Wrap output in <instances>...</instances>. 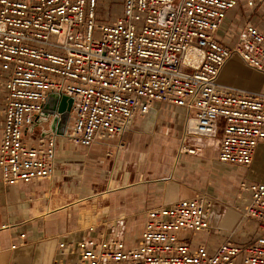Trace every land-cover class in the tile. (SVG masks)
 <instances>
[{
    "label": "built area",
    "instance_id": "built-area-1",
    "mask_svg": "<svg viewBox=\"0 0 264 264\" xmlns=\"http://www.w3.org/2000/svg\"><path fill=\"white\" fill-rule=\"evenodd\" d=\"M120 15L97 24V0H0V177L3 185L52 180L58 138L88 149L104 143L106 157L153 104L183 112L177 157L193 155L194 139L217 131L218 162L248 167L264 144V92L218 83L233 57L264 71V33L252 15L264 0H120ZM240 3V27L218 32ZM50 94L72 99L62 136L31 138L30 127ZM240 220L257 236L244 246L225 239L210 248L212 200L205 194L145 212L136 243L92 235L60 239L51 264H264V181L241 182ZM121 220V219H120ZM23 239L24 235L20 234ZM12 245L10 248L15 249Z\"/></svg>",
    "mask_w": 264,
    "mask_h": 264
},
{
    "label": "crops",
    "instance_id": "crops-1",
    "mask_svg": "<svg viewBox=\"0 0 264 264\" xmlns=\"http://www.w3.org/2000/svg\"><path fill=\"white\" fill-rule=\"evenodd\" d=\"M258 12V17L255 18L254 15ZM255 14L252 15V21L260 29L262 25L259 18L264 19V5ZM239 21L227 16L226 22L222 26L223 31L218 32V37H223L226 29L237 27L235 24H240ZM218 83L225 87L249 92H264V71L261 73L254 71L239 58L233 57L220 70ZM156 109L174 111L172 114L174 117H169V121L177 125V137L179 138L183 112L165 104H153L147 114L135 118L131 127L147 125V121L140 122L142 125H136V122L144 117L147 120L150 119L152 112H156ZM70 120L71 115L66 127ZM1 128L2 117H0V136ZM43 128L42 123L35 127L31 126V138L40 136ZM133 136L135 135H129L128 144L133 141ZM219 138L220 133L217 131L210 138L192 140L191 143L198 150L193 155H179L171 165L168 153L172 145L159 139L152 145L154 149L150 148L151 152L140 154V159L141 161L143 159L142 162L148 164L151 169L168 175L164 184L150 190L148 195L146 190L138 186L139 182L128 183L122 188L115 187L116 189L109 184V191L118 190V193H114L110 199L114 205L113 210H117L124 217H130L132 212L140 213L144 204L149 206L147 208H152L160 205L163 201L173 203L205 194L212 200L209 224L222 229L221 234L211 233L207 237L209 247L215 248L225 239H229L239 246L251 243L257 236L255 223L250 220H240L236 210V208L242 209L245 206V202L241 198L248 197V195L240 194L237 188L241 182L264 181V144L257 146L252 163L248 167L242 168L218 162ZM107 150L109 148L104 143H97L85 149L69 144L59 137L55 174L51 181L45 184L7 186L2 184L0 177V264H51L58 240H78L87 234L86 226L81 225V227L77 224L78 221L75 223L73 217L67 214V210L75 201L72 200L74 195L72 190L74 189L69 186V183L68 185L65 183L66 171L68 166L75 161L76 163L84 160L86 162L94 161L99 166L102 165L101 156L105 155ZM95 176L97 175L95 174ZM124 217L116 222L123 221ZM139 217L140 220L134 225L133 231L137 233V237L133 242L130 239L132 233L127 224L120 234L115 233L114 235L111 228L106 230L93 225L94 233L92 235L103 234L105 237L122 239L127 247L132 246L136 243L145 220V215L141 214ZM76 226L78 228H75ZM20 234L24 235L23 239L19 238ZM128 234L130 235L128 236ZM12 245L17 247L11 249ZM240 258L237 260L238 264H240Z\"/></svg>",
    "mask_w": 264,
    "mask_h": 264
},
{
    "label": "rangeland",
    "instance_id": "rangeland-1",
    "mask_svg": "<svg viewBox=\"0 0 264 264\" xmlns=\"http://www.w3.org/2000/svg\"><path fill=\"white\" fill-rule=\"evenodd\" d=\"M120 10V0H97L95 22L97 24H109L120 15ZM246 14L247 12H245L243 4L240 3V5L230 11L227 16L240 20V24H235V26H237L236 28H238L243 23ZM257 14H259V12L254 15L255 18L258 17ZM259 21L262 25L260 29L264 33V19L261 17ZM220 30L223 31L222 28ZM173 112V110L156 109V112H152V117L150 119L147 120V118L144 117L138 120L136 125L146 121L148 124H141L142 126L137 128L130 126L129 130L124 135V141L126 143L124 148L120 152L115 153L112 158L102 154V165L99 166V164L94 161L86 162L84 160L80 163H76L75 161V163L68 166L65 183L66 185L69 183V186L74 189L72 190L74 193L72 200L75 202L69 207L67 214L73 217L75 223L78 221L77 224L86 227L89 224L92 226L96 225L106 230L111 228L113 235L115 233L120 234L127 224L129 231L132 233L130 237L131 241L133 242L136 240L137 233L133 231L135 228L134 225L136 222L138 223L140 220L139 216L141 214L144 215V212L149 206L144 204L140 213L132 212V216L124 217V215L119 214L117 210H113L114 205L111 203L110 199L114 193H118V190L113 192L112 190L109 191L108 185L111 184L114 186L113 188L116 189L122 188L128 183L139 182L140 184L138 186L146 190L148 195L150 190L159 188L164 184L168 175H163L151 169L148 164H144V162H142L144 160L142 159L141 161L140 159V154L143 155L144 153L151 152L150 148H153L152 145L159 139H163L172 145L168 153L170 156V165L176 161L178 158L177 125L169 121L170 118L174 117V115H172ZM130 134L135 136H133V141L128 144V137ZM215 139L217 140L218 138L216 137ZM95 174L97 176H95ZM122 217L125 218L123 221L116 222ZM77 226L75 228L80 227ZM129 235L130 234H128V236Z\"/></svg>",
    "mask_w": 264,
    "mask_h": 264
},
{
    "label": "water",
    "instance_id": "water-1",
    "mask_svg": "<svg viewBox=\"0 0 264 264\" xmlns=\"http://www.w3.org/2000/svg\"><path fill=\"white\" fill-rule=\"evenodd\" d=\"M72 99L65 96L50 94L44 105V110L33 122V127L43 124L41 137L54 132L57 136L64 134L66 125L69 121Z\"/></svg>",
    "mask_w": 264,
    "mask_h": 264
}]
</instances>
